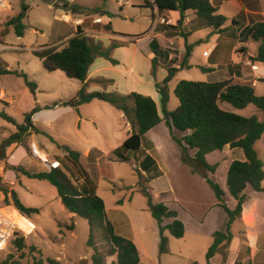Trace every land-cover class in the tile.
<instances>
[{"label": "rangeland", "instance_id": "374dc122", "mask_svg": "<svg viewBox=\"0 0 264 264\" xmlns=\"http://www.w3.org/2000/svg\"><path fill=\"white\" fill-rule=\"evenodd\" d=\"M8 1L11 10H0L2 16L0 44L6 46L0 52V69L8 68L11 71L27 74L29 81L35 82L37 88L33 92L22 77L0 74V90L5 92L10 102V104L0 103V146L5 139L17 132L16 125L3 118L2 113L14 119L17 124H23L25 115L38 108L33 115V123L39 132L26 136V147L13 144L4 153L0 152V213L17 223V236L24 237L25 245L23 249H19L14 242L16 236L8 247L0 252V264H34L36 260L41 261V264H47V258L58 260L61 264H93L94 251L87 244L90 233L88 221L72 215L63 206L56 188L50 183L28 178L19 170L38 173L50 171L56 166L65 169L73 182L79 186L84 183V178L88 175L91 184L87 186L97 187V195L104 200L109 217L121 232L129 234L132 225L136 227L145 248L143 264H185L190 262L191 258H196L205 264V255L203 254L202 257L200 253L205 245L204 240L195 239L190 234L184 239L172 238L169 246L171 252L160 254L159 230L147 210L148 198L143 189H148L154 202H161L159 193L164 191L168 193L165 196V200L169 202L166 204L168 208H176L174 202L176 200L185 202V205L198 215H203L204 212L207 213V207L197 208L194 204L196 197L204 196L207 204L215 197L210 186L202 180L205 176L219 184L226 192L227 196L223 197L224 203L229 199V202L231 201L226 183L230 155L226 156L220 151L211 154L207 161L211 165H216L215 171L211 173L194 170L183 162H181L183 166H177L174 164L176 161L172 156V150L167 148L171 161L165 163L167 170L164 171V175L152 184H149L145 177L141 180L134 166H138L137 159L134 158L135 154L128 152L129 158L122 160L120 155L112 151L118 150L130 134V128L126 126L122 113L111 104L100 100H93L78 108L62 105L54 107L56 103L73 99L81 89L82 82L67 78L61 71L48 72L40 59L33 54L43 46L61 48V44L66 41L65 38L71 34L73 36L76 31L77 21L84 30H88V35L101 41L106 47L109 46L112 36L107 31H102L99 22L104 24L111 22L115 33L127 36L155 34V22L150 15L138 8L142 1L124 0L123 9L118 6V0L108 1L103 8L113 14L110 18L102 17L93 10L95 7H101L103 0H77L76 4L90 9H80L76 13L58 10L56 5L60 6L62 0ZM67 1L73 3V0ZM23 2L29 6V10L23 20L24 35L18 37L15 29L6 26L5 23L11 16L22 12ZM222 36L220 42L227 41L226 36ZM216 37V34L209 29L193 35L194 39L202 38L203 41L195 46V53L190 59V69L182 70L169 85L171 111L179 105L174 90L181 80L204 82L206 76L200 69L204 66L202 51L209 50L217 40ZM114 38L122 42L130 39L139 40L137 44L140 48L150 49L151 38L145 40L121 35H115ZM159 39L165 41L164 37L160 36ZM119 57L126 58L121 54ZM132 59V56H129V61ZM135 62L141 84L148 83L151 80V66L148 61L144 58L140 60L135 58ZM160 75L161 73L159 78ZM89 85L93 86V83ZM100 88L88 87L87 91H101ZM257 92H260V88ZM224 105L245 117L251 115H258L260 119L264 117V113L253 105L243 110H236L227 103ZM173 135L182 137V133L177 130L173 131ZM174 145L175 149L180 151L182 161L183 150L178 144ZM59 146L68 147L81 154L82 159H79V164ZM256 149L264 162V140L256 146ZM201 183L205 186V190L209 191L211 198L207 192H202ZM3 190L16 191L25 206L37 208L39 213L31 214L30 217L23 216L27 223L22 227L23 221L19 218L20 213L12 205L11 194H9L10 204L7 205ZM198 192L202 193L198 194ZM221 214H226L223 209ZM246 230L254 234L250 242L245 241ZM230 233L234 238L231 239L233 245L227 249L229 242H226L220 247L221 249L218 248L220 260L231 259L229 264H248L251 258L250 251H247L248 243L254 244L258 238L264 237V223L256 219L251 226L245 220L238 219L232 225ZM94 244L97 251L104 256L105 264L116 263L117 256L109 255L111 245L105 241L101 231L95 232Z\"/></svg>", "mask_w": 264, "mask_h": 264}, {"label": "trees", "instance_id": "16d2710c", "mask_svg": "<svg viewBox=\"0 0 264 264\" xmlns=\"http://www.w3.org/2000/svg\"><path fill=\"white\" fill-rule=\"evenodd\" d=\"M44 1L47 2V0ZM108 1L103 0L102 6L94 8V12L100 13L101 16L112 17V13L103 10ZM145 7L153 11L157 9L159 13L178 12L180 19L176 25L159 24L155 31L164 33L167 37L180 36L185 40L186 51L179 68H177L172 66L175 61H170V53L162 48L158 39L155 37L151 39L150 49L154 54L151 60V76L154 78L155 87L160 94V111L151 97L137 92L122 95L117 92L87 91L86 80L90 67L96 58H104L113 65H118L119 62L112 56L113 51L119 47L135 43L134 39L123 42L112 40L110 45L106 47L101 41H97L88 35L82 25H78L74 35L62 43L61 48L43 46L40 50L34 51L33 54L40 59L43 67L48 72L61 71L67 78L79 80L83 83V86L73 99L56 103L53 105L54 107L62 105L78 108L93 100H100L111 104L122 112L132 127L131 134L123 145L115 151L122 160H127L126 157L121 155L122 151L125 153H140L145 135L162 122L169 128L173 140L182 148V162L194 170L213 173L216 165L209 164L206 157L215 151H222L226 146L243 151L245 160H234L229 167L226 179L228 192L237 201L234 210L229 209L223 202L225 192L219 184L205 176L207 183L218 200L219 206L225 210L229 218L225 232L218 231L214 234V243L206 254L208 263L212 264L211 259L216 254L219 246L224 242H230L232 239L230 227L243 212L244 191L249 187L255 192L264 193V187L262 186L264 181V162L260 159L255 148L256 143L264 134V120L261 121L257 115L245 117L236 112L225 110L221 107V104L227 103L236 110H243L253 105L264 112V95L258 96L251 83L242 82L234 78L217 82L182 80L177 84L174 91L179 100V105L175 110H169L170 82L178 71L190 69L191 67L188 60L197 43L189 44V36L205 29H211L214 34L223 33L226 29L227 19L217 14L216 8L211 4L210 0H145ZM56 8L73 11L74 13L82 9L78 4L64 0H62L60 6L56 5ZM28 10L29 6L23 2L22 12L9 18L5 23L6 26L15 29L18 37L24 35L25 25L23 20L26 18ZM187 12H192L194 18L185 26L184 20ZM233 22L237 24L236 20H233ZM98 24L102 27V31H107L113 35L127 36L115 33L111 22L106 25L100 22ZM146 34L128 37L140 39ZM250 36L254 42L258 43L256 55L252 60L264 65V19L252 23ZM160 67L165 68L168 74L162 82H157V70ZM2 73L22 77L31 90L35 92L36 83L29 81L27 74L0 69V74ZM260 81L264 83V78L260 79ZM99 82L105 87L113 83L112 80L107 79H102ZM1 102L3 101L0 99ZM37 111L38 108H35L30 113H27L23 124H17L14 119L5 113L1 114L3 118L16 125L17 132L2 142L0 152L4 153L13 144L26 147V136L39 132L33 123V115ZM174 130L184 133V135L181 138L175 137L173 135ZM59 148H63L68 156L79 164L80 154L78 152L68 147L59 146ZM189 149L196 151L194 157L189 155ZM145 160L152 163L155 162L150 156L145 157ZM56 167L50 171L38 173H32L25 169L19 170L28 178L50 183L56 188L57 195L63 206L71 214L88 221L90 233L87 244L94 251L92 256L93 264H105L104 256L97 251L94 244L96 231H101L105 241L111 245L109 255L117 256V261L113 264H141L140 253L135 243L116 233L114 224L108 218L104 200L97 195L95 187L87 186L90 183L88 175L84 178V183L79 186L73 182L65 169L59 166ZM139 175L142 180L143 177L140 173ZM3 192L5 194V203L7 205L10 204L9 194H11L12 205L21 215L30 217L31 214L39 213V209L25 206L16 191L3 190ZM143 192L148 198L147 210L158 225L160 237L159 252L160 254H167L169 253V242L168 238L164 236V232L167 230L172 237L182 239L186 233L185 225L178 219L176 211L168 208L163 202H154L148 189H143ZM166 219H172V222L164 226L163 222ZM14 242L19 249L25 247L24 237L22 236L18 235ZM40 262L36 260L34 264H41ZM46 262L47 264H61L60 261L52 258H47ZM190 264L199 263L192 262Z\"/></svg>", "mask_w": 264, "mask_h": 264}, {"label": "crops", "instance_id": "0c3cea01", "mask_svg": "<svg viewBox=\"0 0 264 264\" xmlns=\"http://www.w3.org/2000/svg\"><path fill=\"white\" fill-rule=\"evenodd\" d=\"M64 1H67V0H64ZM141 1L142 2L139 4L140 6L138 8L141 11H144L145 14L150 15V17L155 22V29L159 24L176 25L178 20L180 19V14L178 12L168 11V12L159 13L157 9L153 11L149 8H146L145 0H141ZM148 1H152V0H148ZM76 2L77 0H73V3L76 4ZM124 2H125L124 0H118L117 2L118 6L121 9H123L125 6ZM210 2L216 8L217 14L224 16L227 19V22L225 25V28H226L225 31L220 34H216L217 40L212 44L211 48L209 49L211 51L210 56L207 57L203 55L204 52L207 50L202 51L201 56L203 58L204 66H201L200 69L206 76L203 81L204 82H217V81H222V80H226L229 78H234L242 82L251 83L254 86L255 92L257 95H264V83L260 81V79L264 78V65L258 64L252 60L256 55L258 43L254 42L250 36V29H251L252 23L254 21L264 19V0H210ZM79 6H81L82 9H90L83 5H79ZM58 10H61V9H58ZM103 10L105 9L103 8ZM185 16L186 18L184 20V25L187 26L190 23L191 18H194V14L192 12H187ZM0 17H2L1 13H0ZM102 17H106V16H102ZM233 20H236L237 24H234ZM76 25H81V23L77 21ZM103 25H106V24L103 23ZM85 31L86 33H88V30H85ZM154 32L155 34L151 35L147 33L142 38H144L145 40H147L148 38L152 39L154 37L158 39L162 48L164 50H167L170 53V56H169L170 61L171 60L175 61V63L172 66L179 68V65L186 51L184 38L180 36L167 37L164 33H158L156 31ZM194 34L189 36L188 43L189 44L201 43L203 39L202 38L194 39L193 38ZM222 35L226 36L227 41L220 42V39L223 37ZM93 36L96 37L95 35ZM111 36L112 38L110 40V43L112 40H116L114 38L115 35L111 34ZM117 36H120V35H117ZM160 36L165 38L164 42H162L159 39ZM70 37H72V34L65 38L66 41ZM125 37H128V36H125ZM137 41L139 40H136L135 43L129 44L128 46L119 47L113 51L112 56L114 59H116L119 62L118 65H113L111 62L105 60L104 58H100V57L96 58L93 65L90 67V70L88 73V78L86 80L87 88L96 87L98 89L101 87L100 88L101 91L117 92L122 95H128L133 92H137L144 96L151 97L156 102L157 107L160 111V94L158 93L155 87V80L151 76V68H150L151 80H149V82L146 84H141L142 81L140 79L139 73L137 72L135 68V63H136L135 58L139 60L144 58L148 61V64L151 66V60L154 57V54L152 53L151 49L147 50V48L145 49L140 48L137 44ZM5 47H6L5 44H0V52L3 51ZM149 48H150V44H149ZM197 52L198 54H200L199 51ZM193 53H195V47L193 48L191 56L188 60L189 65H190V59ZM119 54L126 56V58L125 59L120 58ZM129 56H132L133 58L131 61H129ZM184 70H188V69H184ZM181 71L182 70L176 73L173 80L176 79L177 75ZM159 73H161L160 78H159ZM116 74L118 76H116ZM167 74L168 73L165 68L163 67L158 68L157 82H162L166 78ZM102 79L112 80L113 83L105 87L104 85H101L99 82ZM90 83H93V86H90L89 85ZM82 86H83V83H82ZM258 88H260V92H257ZM92 89H95V88H92ZM169 90H170V87H169ZM95 91H100V90H93L91 92H95ZM0 99L5 103L10 104L3 90H0ZM221 107L224 108L225 110L235 112L232 108L228 107L227 105H224V103L221 104ZM168 108H169V105H168ZM247 117H250V116H247ZM123 118L126 121V126L130 128L129 133L131 134L132 132L131 124L127 121L124 115H123ZM260 120L261 121L264 120V117L261 118ZM183 135L184 133H182V136ZM262 140H264V134L262 138L256 143L255 148L258 144L262 142ZM174 144H177V143L173 140L170 130L165 125L164 122H162L161 124L153 128L152 130H150L145 135V139L142 145L141 152L138 154H135L134 156V158L137 159L138 166L136 165L134 166L136 167V169L138 170V172L141 174L143 178L144 177L147 178V180L149 181V184H152L155 181H157L159 178H161L164 175V171L167 170L165 167V163L168 164L171 161L167 148H170L172 150V154H173L172 156L175 157V161H176V163L174 164H176L177 166H180V165L183 166L181 163L182 162L181 153L180 151H178V149H175ZM95 150L100 152L98 148H95ZM115 150H112V151L115 153ZM240 150L241 149H232L229 146H226L222 151H220L224 155L226 156L230 155L231 157V161L227 165V173H228L231 163L234 160H241V161L245 160V155L244 153H241L242 150L241 151ZM195 152H196L195 150L189 149V154L191 157L195 156ZM211 154L207 155L206 158H208ZM121 155L123 157L129 158L128 153H125L124 151L121 152ZM89 156L87 158H89ZM147 156L152 157L155 162L152 163L148 160H145V157ZM79 159L80 160L82 159L81 154H80ZM202 180L208 186H210L206 181V177H204ZM201 184H200V187H201L202 192L204 193L207 192L209 198H211L209 191L205 190V186ZM197 185H199L198 182H197ZM197 185H195V187H197ZM262 186L264 187V181L262 183ZM95 189L97 192L96 186H95ZM202 192H198V194H201ZM166 194L168 193L164 191H161L159 193L160 201L165 204H168L169 202L165 200ZM162 195L164 196L163 198H162ZM244 195H245V202L243 205L244 209L240 217H238L236 220L238 219L245 220L251 226L254 225L256 219L257 220L259 219L262 223H264V216H263L264 215V206H263L264 193L255 192L251 188L248 187L244 191ZM224 196L225 197L227 196L226 192ZM229 200H227V202L225 201V204L228 206L229 209L234 210L237 205V201L232 196H231L230 202ZM174 202L176 203L177 207L176 208L170 207V209L178 213V219L184 223L185 229H186L185 236L182 239L186 238L190 234L195 239H199L200 241L204 240L205 245H204V248H202V251L200 253H202V255L203 254L205 255V259H206L205 264H209L206 258V254L209 248L214 243V234L218 231H224L226 229V226L229 220L227 213L225 212L226 213L225 215L221 214V209L223 208L219 206L216 196L214 197V200H212V202L210 201L208 204L207 202L204 201V196L200 195L196 197V201L194 204L197 206V208L207 207V213L204 212L203 215H198L197 212H195L194 210L190 209V207L185 205V202L182 203L176 200H174ZM107 215H108L109 220L114 224L116 233L135 243L140 253V263L143 264V256H144L143 250L145 251V248L138 236L136 227L132 225L129 234H124L115 224V222L111 220V218L109 217V213H107ZM235 221L232 223V225L235 223ZM171 222H172V219H166L164 220L163 225L165 226ZM232 225L230 229L232 228ZM246 232L247 234L245 235V241L250 242L252 240L251 236L254 234L248 230H246ZM164 236L168 238L169 246H171L172 238L174 237H172L167 230L164 232ZM233 239L234 238H232V240ZM232 240L228 243L227 249L232 247L233 245ZM225 244L226 242L221 244L219 248L224 246ZM220 249L216 252L214 257L211 259V263L212 264L231 263L232 261L231 259L220 260V254H219ZM247 251L248 252L250 251L249 255H251V258L248 260V264H264V237L258 238V241L254 244L248 243ZM169 252H171V247L169 249ZM204 255L202 257H204ZM195 259L196 258H191L189 259L190 262H186L185 264H190L192 262H197V261L199 264H204L200 260L196 259L197 261H195ZM239 264H242V263H239Z\"/></svg>", "mask_w": 264, "mask_h": 264}, {"label": "built area", "instance_id": "2783aa9c", "mask_svg": "<svg viewBox=\"0 0 264 264\" xmlns=\"http://www.w3.org/2000/svg\"><path fill=\"white\" fill-rule=\"evenodd\" d=\"M10 9L11 5L8 0H0V10ZM210 53L211 51L207 50L203 55L209 57ZM16 236L17 225L0 213V252L4 251Z\"/></svg>", "mask_w": 264, "mask_h": 264}, {"label": "bare ground", "instance_id": "6f19581e", "mask_svg": "<svg viewBox=\"0 0 264 264\" xmlns=\"http://www.w3.org/2000/svg\"><path fill=\"white\" fill-rule=\"evenodd\" d=\"M1 211H2V210H1ZM17 213H18V212H17ZM18 215H19V218L22 219L23 222H22L21 225H22V227H24L25 224L27 223V221H26V219L23 217V215H21V214H18ZM15 224L17 225V223H15Z\"/></svg>", "mask_w": 264, "mask_h": 264}]
</instances>
